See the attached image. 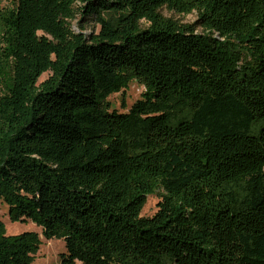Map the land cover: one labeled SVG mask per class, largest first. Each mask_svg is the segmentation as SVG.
<instances>
[{"label": "trees", "instance_id": "trees-1", "mask_svg": "<svg viewBox=\"0 0 264 264\" xmlns=\"http://www.w3.org/2000/svg\"><path fill=\"white\" fill-rule=\"evenodd\" d=\"M0 201L60 264H264V0L0 8ZM40 245L0 221V264Z\"/></svg>", "mask_w": 264, "mask_h": 264}, {"label": "rangeland", "instance_id": "rangeland-1", "mask_svg": "<svg viewBox=\"0 0 264 264\" xmlns=\"http://www.w3.org/2000/svg\"><path fill=\"white\" fill-rule=\"evenodd\" d=\"M16 4V0H0V8H13ZM162 14L166 17H172L175 20L180 21L182 24H193L196 21V13H192L186 16L176 15L172 12H169L165 8L162 9ZM81 21L80 16L76 17V20L73 22V29L78 31V23ZM81 25L85 27L84 32L90 34L91 32L97 33L99 27L94 23L82 22ZM197 32H201V29L198 28ZM47 78V75H43L39 82H42ZM143 88L132 82L128 89L125 91L124 95H112L109 98V102L112 108L121 111L122 98H124V103L126 110L139 99ZM178 120H173L172 125H176ZM159 202V195L157 193H151L147 195L145 205L141 211L142 217H151L155 214L157 210V203ZM0 221L5 226V231L7 235H17L24 232H36L41 239V245L38 252L35 255L34 264H60L59 256L65 252L64 242L58 239L46 240L41 236V230L35 224L31 222L19 223V222H10L8 218V208L5 204L0 201ZM75 264H82L80 262H75Z\"/></svg>", "mask_w": 264, "mask_h": 264}]
</instances>
